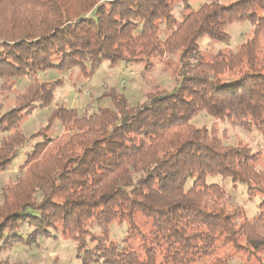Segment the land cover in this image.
Segmentation results:
<instances>
[{"label":"trees","instance_id":"16d2710c","mask_svg":"<svg viewBox=\"0 0 264 264\" xmlns=\"http://www.w3.org/2000/svg\"><path fill=\"white\" fill-rule=\"evenodd\" d=\"M177 3L184 4L179 18ZM234 22L253 26L236 51L199 49L202 37L227 42ZM166 56L175 57L166 63L174 67L172 92L155 86L129 106L110 89L98 97L110 106L79 114L56 105L43 127L23 134V121L50 108L63 86L62 79L39 81L38 73L76 68L89 78L103 62L120 61L142 63L146 72ZM21 78L28 84L0 114V172L28 143L42 141L2 190L0 251L61 238L74 244L80 264H230V255H220L230 251L242 264H264L261 154L191 123L203 112L264 137V0L209 1L195 10L187 0H0V94ZM57 124L66 140L44 154ZM212 176L259 196L257 214L225 209L224 188L206 183ZM114 224H127L125 240L141 236V254L110 240Z\"/></svg>","mask_w":264,"mask_h":264},{"label":"rangeland","instance_id":"374dc122","mask_svg":"<svg viewBox=\"0 0 264 264\" xmlns=\"http://www.w3.org/2000/svg\"><path fill=\"white\" fill-rule=\"evenodd\" d=\"M209 1L219 2L227 7L238 0H187V4L192 10H195L201 4ZM183 11L184 4L179 3L174 7L173 14L176 18H179L180 13ZM252 29L253 26L249 22L231 23L225 28V32L229 36L227 42H212L208 38L202 37L199 40V49L203 52L213 54L227 50L236 51L249 38ZM168 62L171 64L174 63L175 57H163L161 61L156 62V66L151 71L146 72L142 71V63L135 64L120 61L115 66H112L108 62H103L94 69L93 75L89 78L81 75L76 68L61 73L55 70L40 72L36 76L39 81L62 79L63 86L56 90L52 106L46 109L35 110L31 116L23 121L21 130L26 136L35 133L45 125L50 110L56 105H61L66 109H76L79 114L83 112L90 114L95 112L99 107L110 106L109 100L98 99L103 92L110 91V89H114L116 92L123 94L129 106H136L142 103L146 92L155 86L163 88L167 92H172L175 87L174 67L166 66ZM28 82L29 79L27 78L18 79L11 93H7L5 96L0 94V114L10 109L14 94L23 91ZM191 123L195 127L211 129L214 126L218 128L220 137L226 145L235 146L237 143L247 144L252 152L261 154V160L256 166L258 170L264 172V137L255 129L248 132L243 128L232 127L228 122L215 121L203 112L192 118ZM51 133L52 142L44 154L53 152L57 146L63 144L66 140L60 124H57ZM41 141L42 139L38 138L20 149L9 169L0 172V202L2 200L3 188L13 185L16 179L22 174L20 166L24 162L25 154L31 151L34 143ZM206 183H215L224 188L226 198L223 206L228 211L235 207H241L249 218L257 214L260 197L250 199L247 196L245 185L233 184L230 179H223L220 176L207 177ZM145 223L144 218L137 217L136 224L141 234L147 231V225ZM93 230L97 231V229ZM126 235L127 224H114L109 227V238L119 248L141 254V236L138 235L125 240ZM220 255L222 257L230 255V264H242L244 262L239 253H232L230 251ZM262 256H264V253ZM0 264H80V261L75 257V248L71 241L61 238L57 240L38 238L37 246L16 244L10 250L0 251Z\"/></svg>","mask_w":264,"mask_h":264},{"label":"crops","instance_id":"0c3cea01","mask_svg":"<svg viewBox=\"0 0 264 264\" xmlns=\"http://www.w3.org/2000/svg\"><path fill=\"white\" fill-rule=\"evenodd\" d=\"M65 108V107H64Z\"/></svg>","mask_w":264,"mask_h":264}]
</instances>
